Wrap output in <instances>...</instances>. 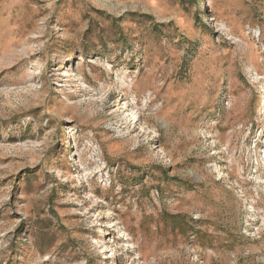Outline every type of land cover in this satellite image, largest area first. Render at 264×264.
Wrapping results in <instances>:
<instances>
[{
	"label": "rangeland",
	"instance_id": "obj_1",
	"mask_svg": "<svg viewBox=\"0 0 264 264\" xmlns=\"http://www.w3.org/2000/svg\"><path fill=\"white\" fill-rule=\"evenodd\" d=\"M0 264H264V0H0Z\"/></svg>",
	"mask_w": 264,
	"mask_h": 264
}]
</instances>
